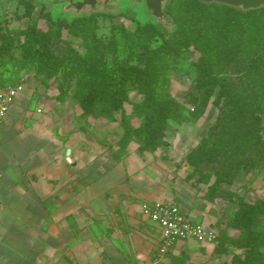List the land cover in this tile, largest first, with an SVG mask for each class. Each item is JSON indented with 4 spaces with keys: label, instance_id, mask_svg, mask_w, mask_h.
I'll use <instances>...</instances> for the list:
<instances>
[{
    "label": "crops",
    "instance_id": "1",
    "mask_svg": "<svg viewBox=\"0 0 264 264\" xmlns=\"http://www.w3.org/2000/svg\"><path fill=\"white\" fill-rule=\"evenodd\" d=\"M28 86L22 83L0 124V264H179L182 254L190 258L182 264L226 261L215 244L192 239L158 256L160 229L141 203H175L184 217L218 232L206 196L195 186L182 202L178 193L165 196L134 164L137 149L115 159L110 118L82 117L80 106L53 89L35 98ZM113 170L122 178L94 194L91 184ZM131 176L155 189L136 188Z\"/></svg>",
    "mask_w": 264,
    "mask_h": 264
},
{
    "label": "trees",
    "instance_id": "2",
    "mask_svg": "<svg viewBox=\"0 0 264 264\" xmlns=\"http://www.w3.org/2000/svg\"><path fill=\"white\" fill-rule=\"evenodd\" d=\"M19 1L24 7V12L19 17L25 18H31L36 6L40 4L36 0ZM41 2L40 16L49 17L47 12L44 13L45 0ZM81 12L67 19V12L62 11V18L56 21L58 29L76 26L82 21ZM164 14L170 18V38L166 39L157 31L156 19L147 13L145 16L149 20L137 24L135 34L145 35L150 39L157 34L161 37V42L154 46L142 45L143 58L140 63H116L113 75L116 79L113 80L104 75L101 64H93L91 54L87 51L81 55L66 43L64 53L57 54L48 45L50 37L41 29L29 25L11 30L0 25V70L4 72L7 65L11 66L7 74L0 75V87L18 83L23 69L33 63L45 69L48 74L70 72L75 77L73 96L79 101L82 117L100 118L105 113L120 110L122 134L113 152L116 160L126 155L127 145L132 139L139 141V153H152L159 147L167 146L164 132L171 121L182 115L181 103L169 90V74L172 71L171 63L192 46L200 53L195 86L201 102L206 104L217 88L214 101L217 104L221 100L231 103L255 121L260 128L257 131L258 139L262 142L260 133L263 129L264 103L258 97L255 99L256 104L247 99L238 74L221 70L231 61H239L235 63V70L241 67V61H248L249 68L256 72L264 71V5L239 8L202 0H167ZM222 32H225L227 40L218 39ZM18 47L25 54L23 58L15 55ZM260 77L264 80L263 75ZM128 82L130 87L125 86ZM97 84L102 86V90L97 89ZM256 87L264 98V81L257 82ZM132 90L142 95L139 102L132 104L134 113H143V120L136 127L125 118L123 107V102L127 101ZM202 112V108L198 107L191 119L197 120ZM217 128L219 124L216 121L209 129L208 137ZM207 138H202L186 155L187 162L193 166L190 176L198 172L200 159L207 158L218 167V176L209 196L214 197L224 192L226 198L232 201L234 193L225 191L220 184L232 183L239 170L248 166L246 163L229 164L225 161V156H210L207 146L203 144ZM197 180L206 183L207 178L202 176ZM237 205L225 223L226 229L236 230L237 234L232 236L226 230L219 233L216 231L218 242L214 246V252L225 253L227 244H231L240 252L232 254L230 264H264V229L257 228L258 219L264 218V199L258 198L250 202L238 196ZM179 264H182V260Z\"/></svg>",
    "mask_w": 264,
    "mask_h": 264
},
{
    "label": "rangeland",
    "instance_id": "3",
    "mask_svg": "<svg viewBox=\"0 0 264 264\" xmlns=\"http://www.w3.org/2000/svg\"><path fill=\"white\" fill-rule=\"evenodd\" d=\"M36 1L43 4L42 0ZM63 3L65 2L60 4L58 0H45L44 13L47 12L49 17L40 16L39 4L36 6L31 18H25L19 17L24 12L23 4L19 0H0V25L11 30L25 28L29 25L41 29L50 37L48 45L57 54L64 53L66 43H69L81 55L87 51L91 54L93 64L103 66L104 75L109 76V80L116 79V77H113L116 63H140L143 58L142 45L154 46L161 42V37L157 34L151 39L145 35L135 34L136 25L149 20L145 16L147 13L143 0H118V5L114 4L108 8L97 7L92 10L83 8L78 12L74 11L73 8H62ZM62 11L67 12L65 15L67 19H71L74 14L82 11V21L71 28L59 30L56 21L62 18ZM170 24L168 16L166 21L156 22L157 31L166 39L171 36L172 27L169 26ZM233 33L234 31L231 32L232 35ZM218 37V39L227 40L225 32L219 34ZM15 55L18 58H23L25 54L18 47L15 50ZM199 55L200 53L190 46L176 61L171 63L169 90L174 98L181 103L182 115L171 121L164 132L167 146L156 149L155 155L154 152L148 155L146 152L140 153V157L135 158L134 164L138 165L137 169H140L141 174L144 172L154 178L156 182L158 181L157 186H160L167 197L175 196L178 193L182 202V198L193 194V187H197V190L206 196L208 205L206 213L215 216L214 223L217 225L218 233L226 230L229 235L235 236L237 231L226 229L224 224L231 217L234 211L233 208H237L238 196L250 202L258 198L264 199V126L262 122L263 129L260 135L263 141L261 142L257 134L260 128L255 121L241 113L231 103L221 100L217 104L214 101L217 88L214 89L206 104L201 102V96L197 93L195 86ZM241 62L243 63L237 70L234 67H236L235 63H239V61H231L221 71L238 74L247 99L256 104L255 99L258 97L264 103V98L256 87L257 82L264 81L260 77V75L264 76V71L259 70L256 72L255 69L249 68L248 61ZM10 67L9 64L4 72L0 70V75L7 74ZM21 79L22 83L28 80V87L33 89V97L35 98L39 93L41 94L42 90L49 88L57 93V98L60 101H72L80 106L79 101L73 96L75 77L70 72L48 74L45 69L33 63L23 69ZM125 86L130 87L131 84L128 82ZM97 89L102 90V86L97 84ZM141 98L140 93L132 90L128 94L127 101L123 102L124 116L133 127H136L143 120V113L138 115L132 110V104L139 102ZM35 103L36 100L33 99L32 108H34ZM198 107L202 108L203 112L194 121L191 119L192 113L196 112ZM104 116L110 118V121L115 125V128L111 130L115 136L113 141L114 148H116L117 141L122 134L121 112L120 110H113L109 114L105 113ZM216 121L219 128L211 137H208L209 129ZM204 137H208L203 144L207 146L210 156L214 158L225 156L227 158L225 161L229 164L246 163L248 166L239 170L232 183L222 182L220 184V187L225 191L234 193L232 201L226 198L224 192L219 195L216 194L214 197L209 196V192L218 176V167L207 158H201L197 168L198 172L194 176H189L193 166L187 162L186 155ZM138 144V140L132 139L127 145L126 155H128V151L137 149ZM108 164V162L105 163V165ZM189 170L191 171L189 172ZM202 176H206V183L198 182L197 178ZM120 178H122V175L117 170H113L93 182L90 186L91 191L96 194L104 187L117 182ZM138 178L137 176H131L129 181L136 188L148 194L155 189L152 185L151 187L144 180ZM257 228L264 229V218L258 219ZM238 252H240L239 249L227 244L225 252L227 258L223 264H230L232 254ZM180 257L185 263L189 262L188 254H182ZM196 261V259H193L190 264H197ZM171 263L175 264L173 261ZM160 264L168 263L162 261Z\"/></svg>",
    "mask_w": 264,
    "mask_h": 264
},
{
    "label": "built area",
    "instance_id": "4",
    "mask_svg": "<svg viewBox=\"0 0 264 264\" xmlns=\"http://www.w3.org/2000/svg\"><path fill=\"white\" fill-rule=\"evenodd\" d=\"M22 90V83L8 84L0 87V124L17 94ZM144 217L157 224L160 239L157 255L163 256L183 240L192 239L198 243H217V232L184 217L179 207L169 201H144L140 205Z\"/></svg>",
    "mask_w": 264,
    "mask_h": 264
},
{
    "label": "water",
    "instance_id": "5",
    "mask_svg": "<svg viewBox=\"0 0 264 264\" xmlns=\"http://www.w3.org/2000/svg\"><path fill=\"white\" fill-rule=\"evenodd\" d=\"M62 4V8H73L74 11L78 12L83 8L95 9L97 7L108 8L111 5H118V0H58ZM167 0H143L146 13L156 19L157 21H166V15L164 14V5ZM204 2H218L225 3L235 7L241 8H255L264 5V0H202ZM65 6V7H64ZM264 126V116L262 118ZM264 136V130H263ZM69 153V150H67Z\"/></svg>",
    "mask_w": 264,
    "mask_h": 264
}]
</instances>
